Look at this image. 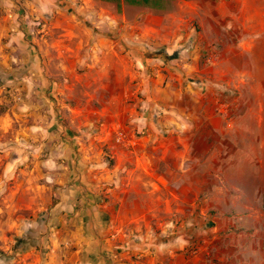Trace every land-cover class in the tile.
<instances>
[{
    "label": "rangeland",
    "instance_id": "obj_1",
    "mask_svg": "<svg viewBox=\"0 0 264 264\" xmlns=\"http://www.w3.org/2000/svg\"><path fill=\"white\" fill-rule=\"evenodd\" d=\"M161 1L11 0L30 62L0 64V264L47 257L44 222L74 185L63 179L79 143L96 173L118 149L164 156L190 210L160 207L153 227L191 229L200 264H264V0ZM28 98L56 140L21 119Z\"/></svg>",
    "mask_w": 264,
    "mask_h": 264
},
{
    "label": "crops",
    "instance_id": "obj_2",
    "mask_svg": "<svg viewBox=\"0 0 264 264\" xmlns=\"http://www.w3.org/2000/svg\"><path fill=\"white\" fill-rule=\"evenodd\" d=\"M13 4L11 0H0V33H3L0 42L2 36L5 48L0 64L5 66L27 64L30 56L22 44L16 21L18 13L12 9ZM38 103L28 98L23 106L27 110L21 114V119L39 120L40 124L33 127L32 132L38 139L47 137V141L52 142L58 133L52 129L50 117L41 114ZM144 139L148 141V136ZM51 146L49 143L44 145L55 152L56 148ZM77 146L76 151L82 150L84 156L78 162L73 153L72 159L67 161L70 170L63 181L74 185L67 193L69 200L66 196L44 222V230L49 228V253L41 258L40 264H200L199 257L190 253L194 245L192 239L185 238L191 229H180L184 227L182 224L164 225L159 218L158 227L154 228L151 222L154 219L148 218L157 214L160 207L163 213L184 214L190 210L179 203L184 201L185 195L179 186L174 187L181 174H172L173 171L167 169L163 164L164 156L153 161L138 155H132L130 159L124 157L126 153L131 155V151L118 149L113 169L104 168L96 173L94 169L101 165L91 164L95 160L86 155L85 145L79 143ZM76 162L81 167H84L81 162L90 166L79 180L75 178L78 177L76 172L73 173ZM181 188L183 191V185ZM143 196L156 200L158 206L148 207L142 202ZM172 200L176 201L175 209ZM193 206L194 201V209Z\"/></svg>",
    "mask_w": 264,
    "mask_h": 264
},
{
    "label": "trees",
    "instance_id": "obj_3",
    "mask_svg": "<svg viewBox=\"0 0 264 264\" xmlns=\"http://www.w3.org/2000/svg\"><path fill=\"white\" fill-rule=\"evenodd\" d=\"M103 1L115 2L118 10L120 9L123 3L129 6L145 7L153 10H160L164 6L161 0H103Z\"/></svg>",
    "mask_w": 264,
    "mask_h": 264
}]
</instances>
